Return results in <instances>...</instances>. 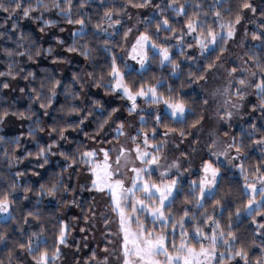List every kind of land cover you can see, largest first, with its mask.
Masks as SVG:
<instances>
[{"label": "trees", "instance_id": "1", "mask_svg": "<svg viewBox=\"0 0 264 264\" xmlns=\"http://www.w3.org/2000/svg\"><path fill=\"white\" fill-rule=\"evenodd\" d=\"M0 2L9 9L0 10V201L6 199L10 209L9 219H0V264H25L26 258L33 264L45 251L53 258L57 249L62 252L60 262H75L79 256L74 249L81 242L76 231L86 229L96 200L87 187L91 183L80 186L82 177L90 180L84 153L91 152L93 144L119 140L114 133L129 113L125 98L114 90L113 65L123 73L132 93L155 89L163 100L186 105L182 120L167 113L149 115L140 124L144 131L183 132L181 137H190L206 113L205 99L193 85L222 59L227 39L223 34V40L200 59L189 52L194 42H186L182 50H175V42L185 39L189 23L208 37L209 32L220 34L236 26L237 15L243 21L252 11L241 10L242 0H150L144 7L134 5L146 0ZM248 2L256 9L257 20L249 34L260 38L246 44L244 58L259 84L264 81V0ZM146 7L152 12L143 16L140 33L170 50L171 56L164 62L149 48L147 68L137 71L127 66L122 53L130 15ZM79 20L83 24L76 23ZM110 22L120 26L107 35ZM261 97L264 105V94ZM245 128L235 131V146L243 154V175L221 166L214 192L201 203L199 173L178 183L164 207L166 222L155 228L165 233L169 251L174 250L172 244L184 240L195 249L207 246L215 225L218 234L223 233L221 241H232L228 248L220 247L224 256L215 264H244L235 256L241 249L248 254V264H264V228L260 227L264 201L246 214L251 196L245 191L247 179L264 174V143H258L264 140V107ZM161 139L158 135L155 141ZM62 230L69 238L67 246L59 242ZM30 242L32 252L27 250Z\"/></svg>", "mask_w": 264, "mask_h": 264}, {"label": "rangeland", "instance_id": "2", "mask_svg": "<svg viewBox=\"0 0 264 264\" xmlns=\"http://www.w3.org/2000/svg\"><path fill=\"white\" fill-rule=\"evenodd\" d=\"M151 12L152 10L148 7L137 9L128 19L129 32L125 39L122 57L130 69L143 71L147 68L149 48L163 59L160 54V49L163 47L156 46L153 48L154 44L150 38L147 42L142 41L141 44H137V40L145 35L140 33L142 18L145 14ZM256 24L255 13L251 12L245 20L234 26L232 37L227 36L229 29L217 34L215 44L211 42V37H205L198 34L196 30L193 31L189 28L185 39L180 38L175 42V50H182L183 46H187L186 42H194L195 46L190 47L189 52L194 53L196 58L200 59L204 53L221 41L223 34L224 38L227 39V52L222 59L209 71L204 80L193 85V89L205 99L206 113L201 124L190 137L183 138L175 132H162L160 130L150 134L144 131L140 124L146 123L149 115L159 116L162 113H167L172 116V109L168 105L175 103L167 101L166 104V101L156 91L153 94L149 89L144 91L146 93L144 96L136 95V93L129 90L135 96L134 103L136 105L135 110L130 111L133 101L128 99L123 92V88L126 87L123 73L119 72L120 76L114 77V90L116 94L125 98L129 113L126 114V123L121 124L114 133V136H119V140L110 144L92 145L91 152H95V155L88 157L90 180H88V177H82L80 186L86 187L88 182L91 183L92 186L89 187L88 185L87 187L89 191L96 194V200L86 229L76 231V234L81 236L80 244L74 249L79 259L75 262L71 259V262L64 264H82V261H89L91 264H124L125 233L122 231L121 226V212L125 217L124 227L128 229L129 240L136 238L133 234L140 233L139 225H142L143 235L146 236L148 232H151L153 239L163 236L166 246L167 237L165 233L162 230L157 232L155 230L156 226L166 222L165 214L164 219H158L153 216L152 212L157 208H161L164 213V207L171 202L179 182L189 180L193 175L199 173V182L203 187V193L201 192L199 196L201 203L206 196H210L214 192L221 166H224L227 171L232 172L234 175H243V154L240 150L237 151L238 148L235 146V131L237 129L246 130V124L259 115V110L263 105L262 93L256 88V72L244 58L246 44L257 43L249 34L251 29L257 27ZM119 26L120 23L118 22L107 23L106 34L110 35L113 31H117ZM193 28L195 29V26ZM168 55L170 58V50H168ZM168 60L163 59L164 62ZM241 79L245 80L243 86L239 83ZM118 81L121 87L117 86ZM241 95L243 96L242 99ZM255 103L259 105L256 106ZM175 119L182 120L181 118ZM158 135H161L162 139L155 141ZM104 152L108 153L107 164L111 165V168L105 169ZM143 153H148V155L144 156ZM153 157L157 160L156 164L149 162ZM117 158H119V166L116 163ZM206 164H211L212 168L217 170L214 180L211 171H204ZM133 169H146V171L140 172L138 184L143 182L156 185L160 192H155V189H153L155 195L151 198L135 189L132 193L125 192L124 189L132 188V181L137 177V173ZM106 171L112 173L110 179L107 178ZM152 174L156 175L158 181L154 180ZM94 180L102 186L105 183L115 185L116 181L122 183L123 188H115L114 193L115 198L120 202L119 209H116L113 192L107 187L104 188V191L96 190L93 187ZM172 181L176 182L174 186H172ZM249 185H255V191ZM166 186H172V194L161 206L160 193L165 192ZM262 188H264V174L253 180L247 179L245 181V191L253 201L251 208L247 207L246 214H251L258 209L264 201V196L260 194ZM141 200L144 202L143 206L139 203ZM133 205L136 208L135 212L132 211ZM9 217L10 209L8 206L6 213H0V219L8 220ZM128 217H131V219H128ZM148 227L153 228L148 230ZM217 230V227L213 225L209 231L210 242L207 246H202L208 251V256L196 258L199 264H215L218 258L224 256V251L220 247L228 248L230 246L232 241L228 240L227 244L225 240L221 241V235L218 234ZM213 237L216 238L214 245L212 242ZM68 239L66 236L67 244ZM181 243L187 244V240ZM181 243H178L176 247L178 248ZM128 247L132 248L133 246L130 243ZM201 248L193 249L196 253H199ZM173 249L172 251L168 250V253L172 256L187 254L186 252L179 253L175 248ZM90 252H92L91 255L88 254ZM61 255L62 252L60 251L58 258H49V261L63 264L59 261ZM86 255L89 256L85 257ZM128 259L133 264H139L135 256L130 255ZM154 259L161 262L166 260L163 254L154 257ZM196 259H194L193 264H196ZM24 263L28 264L30 262L26 258ZM33 264H36V262Z\"/></svg>", "mask_w": 264, "mask_h": 264}, {"label": "snow or ice", "instance_id": "3", "mask_svg": "<svg viewBox=\"0 0 264 264\" xmlns=\"http://www.w3.org/2000/svg\"><path fill=\"white\" fill-rule=\"evenodd\" d=\"M13 2H15V0H13ZM150 0H146L145 4H138V5H134L135 7H144L146 6L147 3H149ZM16 7L19 8L20 4L17 3ZM244 9H249L251 10L253 13H255L256 9L252 6V4L250 2H248V0H242V4H241V10ZM0 10H3L5 12H7L9 9L7 7H4V4L2 2H0ZM24 15L28 16L29 15V11L27 9L24 10ZM217 15H219V13H217ZM241 19L242 16L237 15L235 18V24H240L241 23ZM71 22V21H70ZM76 23H80L83 24L82 20L76 21ZM163 24L165 27L168 26V21L164 20ZM158 30H159V25L157 26ZM188 28L192 29L193 31L195 30L193 28V25L191 23L188 24ZM233 30H234V25L229 26V30L227 33L228 37H232L233 36ZM208 36L211 37V42L213 44H215L216 42V38H217V34L209 32ZM259 36H254L253 39H259ZM149 39L148 36L143 35L139 38V40H137V44H141V42H147ZM221 39L223 40V37H221ZM156 45H153V48H155ZM206 47V46H205ZM72 49H70L71 51ZM135 50V49H134ZM160 54L163 56L164 60H168L169 59V55H168V49L167 48H161L160 49ZM143 63V61H141ZM175 67V65H174ZM209 67H212V65H210ZM233 71H235V69H233ZM0 75H2V73H0ZM112 75L114 77H119L120 73L119 70L115 67V65H113L112 67ZM253 75H255V73H253ZM201 79H203V77H201ZM240 85H244L245 84V80L241 79L239 81ZM118 87H121L120 82L118 81L117 84ZM3 87L7 88L8 85L4 84ZM256 88L262 93L264 94V81H262L261 83L256 85ZM150 92H153V94L155 93V89H149ZM239 91V90H238ZM123 92L124 94L128 97V99L133 101V106H132V110H135V96L129 91L128 88L124 87L123 88ZM136 95L139 96H144L146 95V93L144 91H140L138 93H136ZM243 98V96L241 95V99ZM167 104V101L165 102ZM169 108L172 109L171 115L174 118H183L185 116V113L187 111L186 109V105L183 102H178L175 104H169L168 105ZM262 107H264V105H262ZM231 115V114H229ZM159 120V118H158ZM198 123V121H197ZM196 125L194 124L193 127H195ZM165 135H167V133H165ZM181 136L184 135L183 132L180 133ZM258 143H264V140L258 141ZM237 151H239V149H237ZM41 155H43V150L41 151ZM95 155V152H86L84 153V156L86 157H93ZM144 156H147L148 153H143ZM107 160H108V153L104 152V161H105V169L111 168V165L107 164ZM151 164H156L157 160L156 158H152L149 161ZM45 163H47V161L45 160ZM117 165L119 166V158H117L116 161ZM118 170V169H117ZM134 172L137 173V177L136 179H134L132 181V188L129 189H124L125 192L128 193H132L133 190H138L140 192L145 193L149 198H151V196L155 195V192H160V189L156 187V185H149L148 183H139L138 181L140 180V172L146 171V169H133ZM204 171L205 172H209L211 171L213 180L215 179V176L217 175V170L213 169L211 164H206L204 166ZM112 173L111 172H107L106 171V176L108 179L111 178ZM175 181H172V186L175 185ZM203 184V182H202ZM172 186H166L165 192H161L160 193V204L161 206L164 205V201L166 199H168L169 196H171L172 194ZM93 187L98 190V191H104V188L107 187L110 191L113 192V198H114V203L116 205V209L120 208V202L119 200H117L115 198V188H123V185L120 181H116L115 185H111V184H104L103 186L99 183H97L96 180L93 181ZM249 187H252L253 191H255V185H249ZM153 189H155V192H153ZM201 192L203 193V187L201 188ZM260 194L262 196H264V188H262L260 190ZM139 203L143 206V200L139 201ZM219 203V202H217ZM253 204V201L250 200L249 204H248V208H251ZM8 211V201L5 199L4 201H0V213H6ZM132 211L135 212L136 208L133 205L132 206ZM153 216H156L158 219H164V213L162 211L161 208H157L152 212ZM185 215H187V213H185ZM128 219H131V217H128ZM124 223H125V217L123 215V212H121V226H122V231H124L125 235H124V255H125V260H124V264H133L132 261H130L128 259V257L131 256H135L137 258V261H139V264H173V262H175V264H193L194 259L198 258L199 256H208V251L206 249H204L203 247L201 248V251L199 253L195 252V249H193L192 247H189L187 244L185 243H181V245L177 248L175 244L172 245L173 248L176 249L177 252L179 253H187L186 255L184 254H180V255H176V256H172L168 253V249L165 246V242H164V237L160 236V237H156L155 239L152 238V233L148 232L147 235H143V226L139 225L141 232L137 233V234H133L136 238L129 240V233H128V229L126 227H124ZM182 226V225H181ZM260 227L264 228V224H261ZM199 231V230H197ZM221 235H223V233H221ZM229 236H231L233 239H235L234 235L232 233H229ZM215 240L216 238L213 237L212 238V242L213 245L215 244ZM59 242L60 244H63L65 246H67L66 243V233L64 230L61 231L60 236H59ZM132 244V248H129L128 245ZM225 243L227 244L228 241H225ZM21 247H24L23 245H21ZM27 250L29 252H32V244L31 242L28 245ZM58 253H59V249H57V256H54L53 259L58 258ZM163 254L166 258V260L164 262H161L159 260L154 259V257H157L159 255ZM223 255V254H222ZM235 256L240 257L241 259L244 260V264H248V254L246 251H244L243 249L238 250L235 252ZM36 264H50L49 261V256L47 251L43 252L39 259L36 261ZM196 264H199L198 259H196ZM256 264H260V261H257Z\"/></svg>", "mask_w": 264, "mask_h": 264}]
</instances>
